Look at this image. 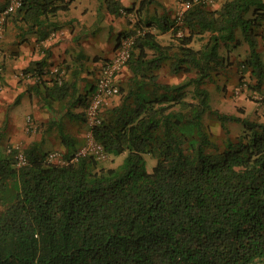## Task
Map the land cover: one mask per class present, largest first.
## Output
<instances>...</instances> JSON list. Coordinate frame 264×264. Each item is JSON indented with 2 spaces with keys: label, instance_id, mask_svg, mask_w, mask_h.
<instances>
[{
  "label": "trees",
  "instance_id": "obj_1",
  "mask_svg": "<svg viewBox=\"0 0 264 264\" xmlns=\"http://www.w3.org/2000/svg\"><path fill=\"white\" fill-rule=\"evenodd\" d=\"M74 2L24 0L17 16L32 30L44 28ZM107 7L115 16L135 12L116 0ZM208 7L186 12L187 35L177 49L152 31L137 37L120 77V103L105 104L92 130L107 154L125 156L117 168L99 167L91 156L72 161L77 150L65 134L70 161L63 166L46 165L35 146L24 151L25 165L18 166L17 149L0 155V264H264V123L215 110L204 87L228 66L232 48L242 44L238 35L249 48L240 71L255 80L252 89L264 86V0ZM173 26L161 19L156 27L166 33ZM205 34L204 48H192ZM167 64L194 76L162 83L157 72ZM43 65L23 71L36 79L29 90H43L47 107L64 103L74 84L47 81ZM94 89L75 104L87 108ZM206 118L221 125L222 144ZM231 123L244 128L235 139ZM146 155L157 160L151 172Z\"/></svg>",
  "mask_w": 264,
  "mask_h": 264
},
{
  "label": "rangeland",
  "instance_id": "obj_2",
  "mask_svg": "<svg viewBox=\"0 0 264 264\" xmlns=\"http://www.w3.org/2000/svg\"><path fill=\"white\" fill-rule=\"evenodd\" d=\"M225 1L226 0H217L214 4L209 5L208 8L218 9ZM85 2L87 3V0H85ZM7 3L8 0H0V7L2 8L0 9L1 12L4 11ZM107 6L108 5L105 4L104 6H100L98 8V14L100 18H105L107 14H111L108 11ZM125 6H129L128 8H133L132 4ZM139 7L140 5L138 8ZM160 9L163 10L160 12ZM180 13V7L178 9L176 6L168 8L152 2L147 3L146 8L142 11V18L140 20L136 18V22L134 23L130 21V24L134 25L133 28L129 29L130 27L125 23L119 32L105 38L108 40L110 47L108 50L106 48L107 55L113 54L115 48L120 42L118 38L121 34H139L140 31L141 33L153 31L156 34V38L159 43L177 49L176 47L180 45L183 36L187 35V31L183 29L184 17L180 18ZM161 14L162 18L158 19V15ZM113 17V19L116 21L120 19L116 18L114 15ZM161 19L167 20L170 25L173 24V28L166 33L158 30L156 26ZM45 23L48 24V21ZM150 25H152V27H150ZM95 28L96 26L93 28V30L96 31ZM34 31L35 29L32 30L30 28V24L20 21L17 13L8 16L5 19L3 25H0V57L6 53L0 61V155H7L11 153L13 149H17L19 151V155H24V151L27 148L35 146L38 147L41 154H46L45 161L50 153H59L61 159L55 161L51 165H63V162L68 161L70 156L67 152V148L62 144L61 138L63 134L73 138L77 153H79L83 148L87 147L89 143L91 129L86 118L87 108L78 105L76 108H73L74 110L80 109V115L84 116H80L81 119H69L62 114V109H59L56 113L57 120L53 122L54 124H50V127L48 128V110L46 109L47 106L45 103H43L41 100H38L40 98L35 97L36 94L30 90L29 92L31 94L27 92L29 97L24 94L15 100L16 94L13 92L14 87L8 83L6 84L2 76L4 74L5 65L8 60L7 57L12 53H16L18 55V53H20L19 49L22 46L30 47L32 44V42H30V35H33ZM89 32V29H87L86 33ZM238 36L242 44L236 49L232 48L228 60V66L225 69H222L219 74H215L213 79L208 80L204 87L210 92L211 105L215 110H218L221 113L247 118L251 121L264 123V86L260 91L252 89V87L255 86V80L250 76L249 73L243 74L240 71L239 63L247 58L249 54V48L241 35ZM209 38L210 34L197 36L194 38L191 47L196 50L202 49L209 41ZM103 39L104 38H102V40ZM260 51L262 54H264V38L261 40ZM220 53L224 56L227 55L225 48H222ZM100 59H102L103 63L108 58ZM83 65L85 66V63ZM157 74L160 77V82L166 84H179L194 76L193 73L176 74L172 72L169 64L164 65L157 72ZM50 76H52L50 73L47 74L45 79L51 80ZM17 77H22L23 80L26 81L23 82L25 83L27 90L30 89L34 84L32 83V78L27 76L23 71L20 72ZM129 77L130 75L128 74L126 79L128 80ZM52 78L55 77L52 76ZM63 79L68 83L65 75H63ZM92 79L94 80V78ZM19 84H21V82ZM4 92H7L9 96L6 95V98H3ZM7 97H9L11 100H9ZM115 100L119 101L120 103L121 95H118ZM112 103H114V100ZM112 103H109L105 108L109 109L114 107L111 106ZM60 105L58 106L59 108L62 106ZM26 106L27 110H24L23 107ZM17 108H20L21 110L16 113L15 111ZM205 123L208 125L213 138L219 144H222L225 139V134L221 125L209 118H206ZM228 127L230 130V137L232 139L240 136L244 130L243 126L237 123H231L228 125ZM124 157L125 156L114 157L108 154L107 158L103 160H98L94 157L93 158L96 159L99 167L117 168L122 164ZM145 159L147 163V170L151 172L156 166L157 160L150 155H146Z\"/></svg>",
  "mask_w": 264,
  "mask_h": 264
},
{
  "label": "crops",
  "instance_id": "obj_3",
  "mask_svg": "<svg viewBox=\"0 0 264 264\" xmlns=\"http://www.w3.org/2000/svg\"><path fill=\"white\" fill-rule=\"evenodd\" d=\"M109 1L110 0H87L86 3L85 0H75L68 11L59 12L55 16H49L48 24L45 23L47 25L43 24L42 26L44 28H35L34 34L30 35V42H32L30 47L22 46L19 49L20 53H18V55L12 53L7 57L8 60L2 76L6 84L8 83L14 87L13 92L16 94L15 100L24 94L29 97L27 93L29 89L27 90L23 82L25 80H23L22 77H17V75L32 66L35 62L43 63V68L46 71L48 70V74L50 73V75L54 77L56 71H61L66 76L68 82L74 84L76 90H71V97L62 103V106L57 102H53L51 106L46 107L48 110V128L50 124H54L53 122L57 120L56 113L59 109H62V114L69 119H77L71 118L72 115L80 114V109H73L77 106L75 104L77 96L86 95L88 90L95 87L99 76L100 65L102 64V59L100 58L110 59L115 53L114 51L112 55H107L106 51L110 47L108 40L105 38L119 32L125 23L128 24L130 27L129 29L133 28L134 25L130 24V21L134 23L136 22V18H138V20L142 18V13H138L136 10L138 11V6L143 0H116L119 1L122 6L132 4L133 7H135L136 13L126 14L124 12L120 16L114 15L116 18H120L118 21L114 20L111 14H107L105 18H100L98 8L105 4L108 5ZM181 1L183 0H147L148 3L152 2L168 8L176 6L177 9ZM125 7L128 8L129 6ZM163 9H160V12ZM157 18H162V14L158 15ZM95 26L96 31L93 30ZM87 29H89V33H86ZM45 35H47L46 38ZM102 38L104 39L102 40ZM5 54L0 57V61ZM84 63L85 66L83 65ZM52 76H50L51 79ZM92 78H94V80ZM35 81L36 79L32 78V83L35 84ZM20 82L21 84H19ZM32 91L36 94L35 97H39L40 99L38 100L43 102V90ZM3 94V98H6V95L9 96L7 92ZM29 94L31 93L29 92ZM115 99L116 97L108 100L107 105L112 103L113 100L114 103H112L111 106L118 105L119 101ZM9 100L11 99L9 98ZM59 105L61 106L60 108L58 107ZM23 109L27 110V106L23 107ZM20 110V108H17L15 112L17 113ZM62 144L67 148L63 142Z\"/></svg>",
  "mask_w": 264,
  "mask_h": 264
},
{
  "label": "built area",
  "instance_id": "obj_4",
  "mask_svg": "<svg viewBox=\"0 0 264 264\" xmlns=\"http://www.w3.org/2000/svg\"><path fill=\"white\" fill-rule=\"evenodd\" d=\"M61 1V0H58ZM217 0H185L180 3V18L184 17L186 12L190 9H192L194 6L198 5H204L209 6L216 2ZM24 5V0H8V3L4 9L3 12H0V25H3L5 19L17 13L18 10H20ZM139 34H127L125 35L118 47L115 50V53L112 58L104 61L100 65V71L98 80L95 84V89L91 95L88 107L86 109V118L87 122L90 126L91 133L89 135V143L87 147L83 148L79 153H76L75 158L72 159V161H75L81 157H94L98 160L106 159L108 154L105 152L103 147L97 143L93 136V127L96 125H99L102 120V116L104 113V105L107 103L108 100L117 97L120 94V87H119V81L122 72L124 71L128 61L131 58V53L133 51V48L135 46V42L137 37L140 36ZM55 78L58 79L59 82H63V75L61 71H56L54 73ZM63 79V80H62ZM61 159V156L59 153H50L45 161V163L48 165H51L55 161H58ZM18 166L25 165L26 164V158L24 155H18ZM70 160L63 162V165H66L69 163ZM62 162V161H60ZM58 165V166H63Z\"/></svg>",
  "mask_w": 264,
  "mask_h": 264
}]
</instances>
